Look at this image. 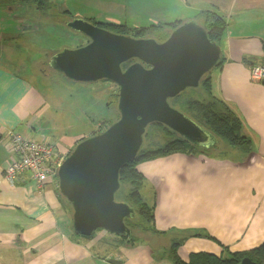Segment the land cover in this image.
<instances>
[{
	"label": "crops",
	"instance_id": "obj_1",
	"mask_svg": "<svg viewBox=\"0 0 264 264\" xmlns=\"http://www.w3.org/2000/svg\"><path fill=\"white\" fill-rule=\"evenodd\" d=\"M182 1L192 13L172 0H150L148 4L156 5L152 10H136L140 21L148 15L149 22L133 24L192 19L205 29L203 10L226 23L215 42L222 65L218 68V62L209 72V87L240 121L251 155L236 162L172 153L141 162L137 168L147 181V202L156 191L154 227L163 233L148 231L144 240L130 244L126 242L129 236L120 239L101 229L88 236L75 233L72 210L59 193L52 159L48 163L54 170L41 187L29 171L10 183L4 169L17 158L9 150L13 134L49 144L59 164L79 140L89 136L84 130L68 133L74 126L84 129L82 111L60 112L46 97L47 88L57 87L52 85L57 79L44 72L39 85L10 63L9 58L16 60L17 55L10 51L7 57L0 56V264H172L170 251L185 230L195 235L176 248L184 261L190 253L227 256L263 241L264 81H251L249 71L252 64H264V0ZM30 50L23 47L28 60L33 59ZM57 127L62 131L54 132ZM155 250L160 254L155 255Z\"/></svg>",
	"mask_w": 264,
	"mask_h": 264
},
{
	"label": "water",
	"instance_id": "obj_2",
	"mask_svg": "<svg viewBox=\"0 0 264 264\" xmlns=\"http://www.w3.org/2000/svg\"><path fill=\"white\" fill-rule=\"evenodd\" d=\"M68 27L89 42L52 54L48 66L73 81L107 79L117 87L119 117L102 131L79 140L56 169L58 190L71 207L75 233L102 229L130 236L125 219L135 218L116 201L119 170L139 151L146 127L167 126L189 143L211 148L219 141L168 99L195 88L219 62L220 48L195 20H186L163 41L116 34L76 18ZM127 66L125 62L132 60ZM147 65L148 67H145ZM239 264H257L248 257Z\"/></svg>",
	"mask_w": 264,
	"mask_h": 264
},
{
	"label": "trees",
	"instance_id": "obj_3",
	"mask_svg": "<svg viewBox=\"0 0 264 264\" xmlns=\"http://www.w3.org/2000/svg\"><path fill=\"white\" fill-rule=\"evenodd\" d=\"M54 1L57 2L59 0ZM47 9H50L49 13L52 15L53 12L58 10V7L56 4L51 6L50 0H0V47L8 41H14L15 43L18 42L13 34L10 37H7L5 36V33H16L19 37L23 33L25 36V33L27 32L28 35L31 32L36 33V31L32 30V26L38 27L36 21H42V12ZM62 13L68 16L70 12L65 8ZM201 13V16L204 19L202 24H205L204 28L208 38L211 41L216 42V40L220 37L221 31L225 28L226 23L213 12L203 10ZM18 14H23V18L17 20L11 19V17ZM33 20H35V22L31 25ZM124 22L125 23L113 21L108 23L100 22L99 27L105 28L116 34L128 35L134 38H147V35H154V39L157 41H163L173 29L182 23L180 20H173L171 22L161 24L145 26H134V24H131L128 26L126 24L127 21ZM53 23L54 22L50 23L46 21L42 26L51 25ZM11 27H15L14 30H10ZM24 28H26L25 31H23ZM79 37V45L76 47L83 45L82 40L84 37L80 35ZM49 50L51 49L49 48ZM49 50L46 52H39L40 54L36 53L37 50L36 52H33L32 50L34 58L32 60V64L43 61V57L46 54L50 53L51 56V52ZM218 64V68H220L222 65L221 61H219ZM208 74L209 72L205 74L206 76L204 75L202 77L197 87L186 88L182 91L183 93L181 95L169 98L168 102L172 107L188 115L203 128L210 131L219 141L209 150H202L203 148L201 149L189 143L165 125L153 123L152 125L147 126L143 136H150V131L147 129L151 127L154 129H161L165 133L166 139L155 148H151L149 146L140 147L136 156L123 164L119 170L118 176L120 187L116 194V200L126 202L135 212V218H133L134 222H128L133 219L127 218L126 225L128 227L133 223L135 225L138 223L141 225L142 223H146L148 224V230L150 232L161 233L154 227V197L151 202H147L143 199L140 191V188L144 185L145 181L142 172L137 168L141 162L175 152L184 154L204 153L206 156L212 158L229 159L236 162H244L248 159V156L251 153L250 141L241 133L240 121L234 117L220 98L211 93ZM187 91H189L188 93H191L192 96L186 93ZM112 122L114 121L112 120ZM110 123L111 121L108 124L105 122L104 125H106L104 127H107ZM93 134H95V131H93L90 135ZM221 140L223 143H219ZM130 230V238H121L126 236L119 235L120 239H126V242L129 244L138 239L133 237L132 229L130 228ZM194 235L195 233L192 230L184 231V235L180 237L179 242L170 251L169 258L172 264H239L240 260L244 257H248L257 264H264V239L257 246H254L247 251L231 252L227 256H217L200 251L190 253L188 260L184 261L178 256L176 248L181 241Z\"/></svg>",
	"mask_w": 264,
	"mask_h": 264
},
{
	"label": "rangeland",
	"instance_id": "obj_4",
	"mask_svg": "<svg viewBox=\"0 0 264 264\" xmlns=\"http://www.w3.org/2000/svg\"><path fill=\"white\" fill-rule=\"evenodd\" d=\"M50 1L51 6L54 4L57 5L58 10L56 12H53L52 15H50L49 13L51 8L42 12V21H36L38 27L32 26V30L36 31V33L31 32L28 35L27 32L25 33V36L23 33L20 35L21 38L16 33H5V36L7 37H10L13 34L18 42L15 43L14 41H11L10 43L2 45L0 47V56L7 57L8 52L10 51L16 53V60L9 58V60L11 61L10 63H12V65L19 72H21V70H24L25 72L23 74L27 75L30 79H36L38 82L41 78V73L46 72V76L53 75L54 79H57V81H55L52 85L57 87H51L49 89L47 88V99L55 107L60 108V112L62 113L66 112L67 114L72 115L80 114V112L82 111V116L80 117V119L84 124V129L80 126H74L73 128H70L68 130V133L75 135L84 130L87 134L90 135L91 133H93V131H96L99 128L103 130V127L106 125H104L105 122H107L108 124L110 121L112 123V120L115 121L118 119L119 109L117 107L118 96L116 85L107 79H99L91 82L82 80H69L63 74L48 69L46 61L50 57V53H45L46 55H44L43 57L44 61L42 62L41 66V62L32 64V60L34 58L32 60H28V57L23 51V47L28 46L33 50V52H36L37 50L36 53L38 54H40L39 52H46L47 50H49V48L51 49L49 50L51 54L54 52V49L60 51L64 48H75L77 45H79V35L83 36L84 39H86L87 37L69 28V21L75 18L77 20L84 19L88 23L95 26H99L100 22L108 23L110 21L119 23H125L124 21H127L126 24L128 26L133 23H148L150 16L144 15L140 21L137 17L136 10L140 9V7H142L143 9L147 7V10H152L156 5L148 4L147 2L150 0H59L57 1L58 3L54 0ZM172 3L181 7L183 6L184 10L188 12V14L192 13L182 0H172ZM65 8L70 12L68 16L62 13ZM166 11L167 10H164L162 12ZM22 16L23 14L14 15V17H11V19H22ZM198 20L199 22H202V17L200 18L199 16ZM44 21L54 23L51 25L42 26L45 23ZM34 22L35 20H33V23L31 25H33ZM14 28L15 27H11L10 30H14ZM25 29L26 28H24L23 31H25ZM32 50H30L29 53L33 54ZM26 52L28 51L26 50ZM26 69L28 71H26ZM188 92L189 91H187L186 93ZM182 93L183 92L181 91L175 96H179ZM188 94L192 96L191 93ZM59 130L62 131V127H57L56 131L54 132H57ZM147 130L150 131V136H143L141 147L149 146L151 148H155L163 141H165L166 135L161 129H154L150 127ZM219 143H223L222 140ZM209 149L210 148H203L202 150ZM184 155H199L212 158L206 156L204 153ZM250 155L251 153L249 154V156ZM143 176L145 181L144 185L140 188V191L143 199L148 200L150 198L149 188L145 187L147 185V181L144 174ZM153 197L154 201H156V191H152V198ZM115 198L117 199V195H115ZM129 227L132 229L133 237L142 240L145 239V235L149 231L148 224L146 223H142V225L140 223H138L137 225L133 223L130 224ZM97 231L99 230L96 229L95 232ZM106 232L108 233V231ZM107 236L109 235L107 234ZM154 254L159 255L160 253L155 250Z\"/></svg>",
	"mask_w": 264,
	"mask_h": 264
},
{
	"label": "built area",
	"instance_id": "obj_5",
	"mask_svg": "<svg viewBox=\"0 0 264 264\" xmlns=\"http://www.w3.org/2000/svg\"><path fill=\"white\" fill-rule=\"evenodd\" d=\"M251 81H264V64H252L249 71ZM9 150L16 154L17 158L7 163L4 169L6 179L12 183L18 174L29 171L39 187L47 180L53 172V167L48 163L55 159L52 146L44 142L26 139L20 135L13 134L9 140Z\"/></svg>",
	"mask_w": 264,
	"mask_h": 264
},
{
	"label": "flooded vegetation",
	"instance_id": "obj_6",
	"mask_svg": "<svg viewBox=\"0 0 264 264\" xmlns=\"http://www.w3.org/2000/svg\"><path fill=\"white\" fill-rule=\"evenodd\" d=\"M167 37H168V36H167ZM167 37H166V38H167ZM166 38H165V39H166ZM87 42H89V39L86 38V39L83 40V44H84V43L86 44ZM51 56H52V54H51ZM51 56H50V57H51ZM50 57H49V58H50ZM49 58H48V60H47L46 62H49ZM132 61H133V59H132V60H129V61H127V62H125V63H124V66H127V65H128L129 63H131ZM47 67H48V69L54 71L52 68H50V67L48 66V64H47ZM145 67H148V66L145 65ZM126 222H127V218L125 219V223H126ZM128 222H131V223H132V222H134V219H133V220H129Z\"/></svg>",
	"mask_w": 264,
	"mask_h": 264
},
{
	"label": "clouds",
	"instance_id": "obj_7",
	"mask_svg": "<svg viewBox=\"0 0 264 264\" xmlns=\"http://www.w3.org/2000/svg\"><path fill=\"white\" fill-rule=\"evenodd\" d=\"M103 128H106V127H103ZM100 131H102L101 128L97 129V130L95 131V133L100 132ZM59 164H60V163H59ZM59 164H57V166H58ZM57 166H56V168H55V172H56ZM55 175H56V173H55Z\"/></svg>",
	"mask_w": 264,
	"mask_h": 264
}]
</instances>
